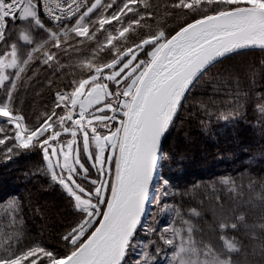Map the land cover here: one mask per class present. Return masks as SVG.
<instances>
[{
	"label": "snow or ice",
	"instance_id": "snow-or-ice-1",
	"mask_svg": "<svg viewBox=\"0 0 264 264\" xmlns=\"http://www.w3.org/2000/svg\"><path fill=\"white\" fill-rule=\"evenodd\" d=\"M151 7L150 0H64L63 5L0 0V125H5L0 126V146L8 159L14 150L39 146L51 179L80 215L61 237L62 249L24 245L18 234L0 233V264H124L154 178L164 186V196L172 194L159 163L186 93L220 58L241 49H264V0H174L169 7L191 18L170 32L146 24L154 15ZM41 11L56 30L47 27ZM72 18L75 24L65 26ZM10 21L25 25L18 40L8 36ZM41 31L46 36L35 39ZM97 33L104 40L79 63L70 90L57 92L51 113L29 126L13 95L22 74L36 61L61 67L58 53L78 51L84 40L77 38L91 41ZM132 37L138 39L129 43ZM101 53L111 59L102 60ZM62 135L71 138L62 140ZM191 214L200 215L195 209ZM176 216L181 217L178 210ZM180 223L159 233L168 264H236L232 255L241 252L240 242L227 232L245 225L242 214L234 220L217 217L219 248L197 240L190 221L181 217ZM258 251L264 258V244ZM142 256L144 264L153 258L147 251Z\"/></svg>",
	"mask_w": 264,
	"mask_h": 264
},
{
	"label": "trees",
	"instance_id": "trees-1",
	"mask_svg": "<svg viewBox=\"0 0 264 264\" xmlns=\"http://www.w3.org/2000/svg\"><path fill=\"white\" fill-rule=\"evenodd\" d=\"M150 2L154 15L146 24L151 30L170 32L191 18L169 7L174 0ZM140 34L143 35V30ZM77 39L84 40L77 45L78 51L58 53L61 67L36 61L17 82L14 99H18V104L24 100L21 108H25V113L18 111L29 126L39 124L45 114L51 113L57 92L70 90L71 81L79 75V63L92 56L104 34L97 33L91 41ZM136 39L132 37L129 43ZM100 58L111 59L107 53H101ZM261 106H264V50L229 57L198 80L164 142L161 173L169 180L167 190L172 194L164 196V186L160 184L150 219L135 235L125 264H144L145 251L153 257L147 264H168L163 258L165 246L159 233L169 225L181 227V217L191 222L197 240L219 248L222 242L217 217L234 220L240 214L245 217V225L227 232L241 246V252L234 253L232 258L236 264H264L258 251L264 244ZM4 147L0 146V233L5 236L16 233L24 245L43 243L62 249L61 237L77 224L79 213L61 186L51 179L39 146L14 150L11 159L3 153ZM91 174L95 178V173ZM225 180L231 183H224ZM10 202H14V207ZM166 203L171 205L168 214L167 208L162 209ZM192 209L200 215H192ZM176 210L181 217L176 216ZM157 246L159 253L155 252Z\"/></svg>",
	"mask_w": 264,
	"mask_h": 264
},
{
	"label": "rangeland",
	"instance_id": "rangeland-1",
	"mask_svg": "<svg viewBox=\"0 0 264 264\" xmlns=\"http://www.w3.org/2000/svg\"><path fill=\"white\" fill-rule=\"evenodd\" d=\"M41 18L44 20V22L46 23L47 21L43 18V16L41 15ZM75 22H76V20L74 19V20H72V21H70L66 26L67 27H71L72 25H74L75 24ZM48 23V22H47ZM46 23V25H47V27L48 28H52L53 30H56V28H55V26H50V25H48ZM50 24V23H49ZM24 27H25V25L24 24H22L20 21H17L15 24H13L11 21L9 22V24H8V36L9 37H11L12 38V40H18V34H19V31L20 30H23L24 29ZM60 30H63V28H61ZM46 36V33H44V32H39V35H35V39H37V40H40V39H43L44 37ZM69 42H74L73 40H72V38L70 37L69 38ZM20 44H21V46H22V42H19ZM1 47H3V45L2 44H0V49H1ZM9 71H11V70H9ZM28 86V85H27ZM109 87L110 88H114L115 86L114 85H112V84H109ZM0 97H3V90H0ZM15 100V103H16V106H18L19 105V107H17V110H20L21 112H23V113H25L24 111H25V108H21L22 106H23V103H24V100H23V103L22 102H19V104H18V99H14ZM20 108V109H19ZM57 111H59L58 109H57ZM20 112V113H21ZM30 118L32 117V115H30L29 116ZM45 117V116H44ZM44 117L42 118V119H40L41 121L44 119ZM40 121V122H41ZM39 122V123H40ZM71 137L70 136H66V135H62V137H61V139L62 140H67V139H70ZM46 163H47V161H46ZM162 161H161V163H160V166H159V173H161V166H162ZM93 177V176H92ZM86 183V182H85ZM159 189H161V186H160V181H159V179L158 178H155V180H154V182H153V186H152V190H151V195H150V202L148 203V208H147V211H146V217H145V219H144V221H143V223H142V225H141V227H140V229H139V231L140 230H142V229H144L145 227H146V225H147V222L149 221V219H150V216H151V213H152V209L154 208V206H155V202H156V200H157V192H158V190ZM152 197H156V199L155 200H153L152 199ZM163 208H167L166 210H167V213H165V214H168L169 212H170V208H171V205L169 204V203H166V205H163L162 206V209ZM138 231V232H139ZM137 232V233H138ZM139 246H141V242L138 244ZM165 247H163L162 248V250H163V252H164V254H163V258H164V260H165V262H167L168 263V260L166 259V254H167V251H168V249H167V246L166 245H164ZM127 258H126V261H125V263L127 262ZM124 263V264H125Z\"/></svg>",
	"mask_w": 264,
	"mask_h": 264
},
{
	"label": "water",
	"instance_id": "water-1",
	"mask_svg": "<svg viewBox=\"0 0 264 264\" xmlns=\"http://www.w3.org/2000/svg\"><path fill=\"white\" fill-rule=\"evenodd\" d=\"M259 50H264V49H261V48H259V47H253V48H247V49L237 50L236 52L231 53V54L227 55L226 57L220 58V60H219L218 62H215L214 65H210V66H209V69L212 68L213 66H215L216 64H218L219 62H221V61H223V60H225V59H227V58H229V57H232V56H234V55L241 54V53H245V52H250V51H259ZM209 69H208V70H209ZM208 70H206V71H205V72H204V73L198 78V80H199V79H200V78H201V77H202V76H203ZM198 80L194 82V85L191 87L190 91H191L192 88L195 86V84L198 82ZM190 91H189V92H190ZM189 92L186 93V97H187V95L189 94ZM183 102H184V101H182V104H183ZM180 109H181V108H180ZM180 109H179V111H178V113H177V116H178V114H179V112H180ZM177 116L174 118V121L176 120ZM169 129H170V128H169ZM168 131H169V130H168ZM167 133H168V132H167ZM166 136H167V134H166ZM166 136H165V138H164V140H163L162 147H164V142H165ZM160 163H161V161H160ZM160 163H159V166H160ZM154 180H155V178H154ZM154 180H153V182H154ZM152 186H153V185H152ZM151 190H152V187H151V189H150V195H151ZM149 200H150V196H149ZM147 206H148V204L146 205L145 213H144V215H143L142 218H141V222H140V224H139L138 227H137L136 234H137V232L139 231V229H140V227H141V225H142V223H143V221H144L145 214H146V211H147ZM136 234H135V235H136ZM126 258H127V254H126V257H125V261H126ZM124 263H125V262H124Z\"/></svg>",
	"mask_w": 264,
	"mask_h": 264
},
{
	"label": "built area",
	"instance_id": "built-area-1",
	"mask_svg": "<svg viewBox=\"0 0 264 264\" xmlns=\"http://www.w3.org/2000/svg\"><path fill=\"white\" fill-rule=\"evenodd\" d=\"M42 2H43V0H41V5H42ZM55 2H59V3H61L62 5L64 4V0H55ZM85 2L90 3V0H85ZM41 15L43 16V18H44L48 23H50L52 26H54L53 22L51 21V18L48 17L47 15L43 14V11H41ZM73 19H75V18H72V19H70V20H66V21H64V25L67 24L68 22L72 21ZM147 208H148V207H147ZM145 217H146V215H145Z\"/></svg>",
	"mask_w": 264,
	"mask_h": 264
}]
</instances>
